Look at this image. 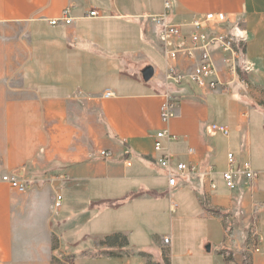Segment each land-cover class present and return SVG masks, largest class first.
Listing matches in <instances>:
<instances>
[{"label":"crops","instance_id":"0c3cea01","mask_svg":"<svg viewBox=\"0 0 264 264\" xmlns=\"http://www.w3.org/2000/svg\"><path fill=\"white\" fill-rule=\"evenodd\" d=\"M171 1L177 25L189 29L196 17L224 13L228 29L246 31L245 54L255 65L244 77L250 87L228 73L218 53L229 92L207 94L188 80L168 87L159 29L148 19L164 13L163 0H0V264H116L132 257L173 264L171 238L169 246L165 237L148 250L131 248L132 235L168 200L181 220L209 226L204 251L185 264H240L255 224L260 251L250 264H264V0ZM67 8L73 23L52 26ZM94 10L100 17H90ZM147 66L155 76L144 82ZM106 91L114 96L105 98ZM168 91L176 108L166 125ZM253 110L261 116L257 127ZM211 124L229 127L230 137L208 136ZM165 129L178 140H165L157 152L156 135ZM103 151L111 156L101 157ZM167 151L175 171L184 163L212 173L179 176L170 188L160 162ZM229 153L236 169L251 162L259 180L241 178L230 191L223 178ZM4 176L19 177L28 191ZM57 195L62 206L53 211ZM181 195L186 202L179 206Z\"/></svg>","mask_w":264,"mask_h":264},{"label":"built area","instance_id":"2783aa9c","mask_svg":"<svg viewBox=\"0 0 264 264\" xmlns=\"http://www.w3.org/2000/svg\"><path fill=\"white\" fill-rule=\"evenodd\" d=\"M164 13L158 16H149L148 19L159 29L158 37L164 50L166 61L165 80L167 86L182 85L187 80L195 84L198 88L207 94L227 93L230 84H223L219 78L218 64L215 55H222V63L228 73L243 86L250 87V83L244 77H250L255 73V65L250 62L245 54V44L248 41L247 33L240 26L233 29L227 28L229 21L224 13H208L203 17L194 18L189 25V29L185 26L177 25L170 19L172 11V1L163 0ZM90 17H100L98 11H92ZM73 18L71 17V9L67 8L63 11L60 19L50 21L52 26L60 24L71 25ZM184 64V66H182ZM114 94L106 91L105 98H111ZM175 100L168 91L164 94V102L161 108V116L163 122L168 125L175 117ZM206 134L210 137L222 135L230 137L231 130L229 127L211 124L206 127ZM169 143L178 140V137L172 135L169 129H165L156 135L155 150L162 152L165 150L164 141ZM169 150V149H168ZM189 154H194V150L190 149ZM101 157L107 159L111 153L105 151L100 153ZM228 170L223 173V178L227 188L235 192L239 189V179L244 178L250 182H257L262 173L253 169L251 162L246 161L238 169L236 156L229 153L227 156ZM161 165L168 170L167 177L169 179L170 188L178 185V177L185 175H194L204 177L212 173L210 168L206 172H200L194 165L179 163L176 171L172 167L173 156L167 151L161 159ZM3 181L11 187L17 189L20 193H26L29 185L23 182L17 176H4ZM216 185H211V191L216 190ZM63 197L57 195L52 210H59L62 206ZM177 205L172 203L171 210L175 212ZM256 224L251 229L252 245L255 252H259L260 239L256 234ZM229 234V229H227ZM170 238L164 239V245L169 246Z\"/></svg>","mask_w":264,"mask_h":264},{"label":"rangeland","instance_id":"374dc122","mask_svg":"<svg viewBox=\"0 0 264 264\" xmlns=\"http://www.w3.org/2000/svg\"><path fill=\"white\" fill-rule=\"evenodd\" d=\"M260 118V112L258 110H253L251 121L252 126L257 127ZM175 202L179 206L185 204V195L176 197ZM103 217L104 216H101L97 219H101ZM126 230L128 232H134L130 228H127ZM208 233H210L209 226L206 224V222H201L197 219L192 221L185 219L181 220L179 211L174 213L172 210H170V202L168 200L167 206L165 204H160V214L156 219L153 221H145V223L142 224V231L136 232L134 235H132L131 248L136 252L141 249L148 250L151 247H154L158 243L159 239L168 237L176 243V249L173 250L172 254H177V256H173V264H185L186 261L197 258L199 254L204 251V249L200 248V245H202L204 237L207 235L209 236ZM251 242L252 238H249L247 242L249 245L245 246L247 247L246 250L240 254V256H242L240 260L241 262H239L240 264H250V258L255 253L254 247H251ZM190 252H193L195 255L190 256ZM211 257H215V254ZM116 264L142 263L140 258L132 257V259L129 260L118 261Z\"/></svg>","mask_w":264,"mask_h":264},{"label":"water","instance_id":"95a60500","mask_svg":"<svg viewBox=\"0 0 264 264\" xmlns=\"http://www.w3.org/2000/svg\"><path fill=\"white\" fill-rule=\"evenodd\" d=\"M142 79L144 82H149L152 80L155 76V70L151 66H147L145 69L142 70L141 72ZM17 176L22 177L23 176V171H19L16 173Z\"/></svg>","mask_w":264,"mask_h":264}]
</instances>
